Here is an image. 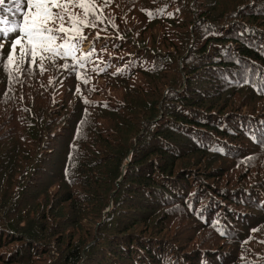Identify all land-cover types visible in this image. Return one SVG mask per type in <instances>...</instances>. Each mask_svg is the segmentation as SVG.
I'll list each match as a JSON object with an SVG mask.
<instances>
[{
	"label": "trees",
	"instance_id": "1",
	"mask_svg": "<svg viewBox=\"0 0 264 264\" xmlns=\"http://www.w3.org/2000/svg\"><path fill=\"white\" fill-rule=\"evenodd\" d=\"M95 5L76 59L4 44L0 264H264V0Z\"/></svg>",
	"mask_w": 264,
	"mask_h": 264
},
{
	"label": "snow or ice",
	"instance_id": "2",
	"mask_svg": "<svg viewBox=\"0 0 264 264\" xmlns=\"http://www.w3.org/2000/svg\"><path fill=\"white\" fill-rule=\"evenodd\" d=\"M73 9H80L82 13L78 16ZM95 9V0H0V58L4 44L12 34L6 67L17 59L29 58L30 64L35 63L38 56L41 61L56 56L76 59V41L86 39L82 28L95 27L87 20L88 15L100 18L95 15ZM58 40L62 42L57 43Z\"/></svg>",
	"mask_w": 264,
	"mask_h": 264
},
{
	"label": "rangeland",
	"instance_id": "3",
	"mask_svg": "<svg viewBox=\"0 0 264 264\" xmlns=\"http://www.w3.org/2000/svg\"><path fill=\"white\" fill-rule=\"evenodd\" d=\"M87 43L88 42L83 43L82 49H87Z\"/></svg>",
	"mask_w": 264,
	"mask_h": 264
}]
</instances>
